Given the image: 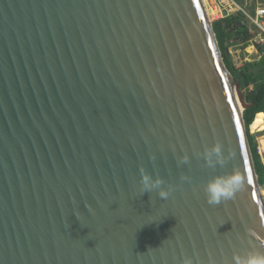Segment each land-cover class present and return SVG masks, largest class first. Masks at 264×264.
Masks as SVG:
<instances>
[{"label":"water","instance_id":"obj_1","mask_svg":"<svg viewBox=\"0 0 264 264\" xmlns=\"http://www.w3.org/2000/svg\"><path fill=\"white\" fill-rule=\"evenodd\" d=\"M205 9L0 0V264H234L264 251L251 104ZM217 141L233 155L213 169L203 152ZM234 167L244 190L210 205L206 181ZM141 169L167 199L141 194Z\"/></svg>","mask_w":264,"mask_h":264},{"label":"trees","instance_id":"obj_2","mask_svg":"<svg viewBox=\"0 0 264 264\" xmlns=\"http://www.w3.org/2000/svg\"><path fill=\"white\" fill-rule=\"evenodd\" d=\"M235 1L240 4L242 0ZM219 7L221 8L220 5ZM213 28L224 63L234 78L241 83L242 90H246L244 92L245 100L251 104L243 112L246 128L249 133V126L252 124V127L255 128L253 123L262 118L264 114V49L262 47L263 54L259 60L246 62L243 67L238 68L233 63L229 49L231 46L238 44V42L244 43V46H246L247 42L252 38L244 22V14L242 11L230 13L226 17L213 21ZM249 142L259 182L264 186V168L259 155L256 153L255 142L250 133ZM262 192L264 194L263 190Z\"/></svg>","mask_w":264,"mask_h":264},{"label":"clouds","instance_id":"obj_3","mask_svg":"<svg viewBox=\"0 0 264 264\" xmlns=\"http://www.w3.org/2000/svg\"><path fill=\"white\" fill-rule=\"evenodd\" d=\"M231 152L226 153L221 142L217 141L210 147H206L203 152V159L209 168L223 167L227 160L232 156ZM190 162V157L184 154L177 163L186 165ZM182 180L187 181V176H182ZM247 178L238 168H233L230 172L217 173L208 178L205 183V193L210 205H219L223 201L234 199L236 194L244 190ZM140 192H157L161 199H167L170 195L171 187H164V180L159 176H153L151 173L141 169ZM234 264H264V251L258 249H249L243 254H233ZM183 264H193L190 256L183 258Z\"/></svg>","mask_w":264,"mask_h":264},{"label":"built area","instance_id":"obj_4","mask_svg":"<svg viewBox=\"0 0 264 264\" xmlns=\"http://www.w3.org/2000/svg\"><path fill=\"white\" fill-rule=\"evenodd\" d=\"M212 1V5H218L216 0ZM253 4L245 7H240V11L244 14V22L248 32L251 34V45L258 46L259 49H264V0H253ZM247 4V2H246ZM221 10V9H220ZM255 120V119H254ZM249 126V133L255 142L256 153L259 155L264 168V114L262 125L253 128Z\"/></svg>","mask_w":264,"mask_h":264},{"label":"rangeland","instance_id":"obj_5","mask_svg":"<svg viewBox=\"0 0 264 264\" xmlns=\"http://www.w3.org/2000/svg\"><path fill=\"white\" fill-rule=\"evenodd\" d=\"M204 2H205V7L207 10L208 16L210 17V20L212 22L223 17L222 10H220L221 8L219 7V4H218L219 2H217V0H216V3L218 5V8L216 5L213 6L210 1L207 2V0H205ZM221 2L224 8L227 9L230 14V13L239 12L240 7H245V6L249 7V4L252 5L254 1L253 0H242L240 4L237 3L235 0H221ZM243 46H244V43L238 42V44H236L235 46H231L229 49L233 63L238 68L243 67L246 62H252V61L259 60L263 54L262 49L257 48L258 46L253 47L251 45V41L247 42L246 46L244 47ZM243 91L246 92L245 89ZM260 119H262V122H263V117ZM262 122H261V125H262ZM262 190L264 191V186H262Z\"/></svg>","mask_w":264,"mask_h":264},{"label":"bare ground","instance_id":"obj_6","mask_svg":"<svg viewBox=\"0 0 264 264\" xmlns=\"http://www.w3.org/2000/svg\"><path fill=\"white\" fill-rule=\"evenodd\" d=\"M205 0H202V2H203V4H204V6H205V2H204ZM209 0H207V2H208ZM211 4H212V1H211ZM206 8V7H205ZM206 10V9H205ZM207 11V10H206ZM249 41H251V40H249ZM238 95V92H237V90H236V96ZM261 122H262V119H259V120H256L254 123H253V126L256 128L257 126H260L261 125Z\"/></svg>","mask_w":264,"mask_h":264}]
</instances>
